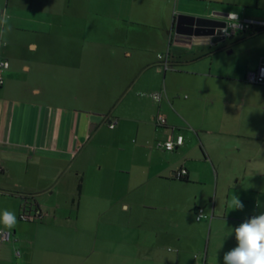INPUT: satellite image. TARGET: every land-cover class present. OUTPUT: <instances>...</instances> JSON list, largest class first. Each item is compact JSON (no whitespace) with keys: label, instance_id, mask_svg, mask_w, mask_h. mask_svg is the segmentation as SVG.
Listing matches in <instances>:
<instances>
[{"label":"crops","instance_id":"crops-1","mask_svg":"<svg viewBox=\"0 0 264 264\" xmlns=\"http://www.w3.org/2000/svg\"><path fill=\"white\" fill-rule=\"evenodd\" d=\"M36 1L38 0H4V3L5 8L10 5L17 8V4L24 2L33 10ZM102 2V10L98 13L103 12L109 20L127 19L134 24L137 20H155L153 26L157 32L149 31L142 35L150 37L151 42H160L167 51L165 56L169 57L170 62L169 70H160L161 60L158 55L156 64L160 65L156 72L166 77L167 73L174 71V65H200V68H204L203 76H199L203 77V83L194 82L186 88L187 91L198 96L201 103L205 101L207 105V101L215 98V104L221 105L220 109L237 116L233 118L236 126H186L184 120L189 114V106H196V103L187 101L186 96H178L181 89L174 90L168 83V87L159 86V92H154L161 93L162 99L158 103L152 99L160 106L157 115H152L150 122L136 119L130 122L131 126H123L127 129L134 128L138 138L142 140L134 142V146L119 143L120 147L117 148L120 155L113 159L103 156L99 160L93 142L97 126L88 131L90 120L87 121L83 116L90 113L63 101L77 103L80 98H90L89 77L82 78L85 74L76 79L78 83H89L83 84L82 89L79 86L66 94L60 90L52 91L54 96L59 95V105L41 104L38 100L44 93L31 84L32 78L30 80L31 76L39 75L40 70L37 60L27 53H37L40 47L32 42L27 45L20 41L13 44L11 40L2 44L7 28L4 26L3 36H0V60H7L10 67L4 74V85L0 87V212H14L17 225L9 233L10 241L0 244V264H86L91 261L92 264H101L96 259L111 256L126 259L129 256L126 252L116 251L121 249L119 245L127 241V232L122 227L124 223L113 221L110 213L112 215L116 208L125 213L131 210L125 201L128 183L117 177L119 173L126 176L131 172L128 168L116 167L127 158L132 166L137 160L143 162L144 144L152 152V159L157 162V167L154 173L140 170V176L147 174L148 179L156 180L169 174L172 180L183 184L178 190L188 194L189 191L193 192V185L202 183L201 178L205 172L214 174V190L193 192L191 197L200 199L202 204L205 198L209 199L211 220L213 219L209 224L210 235L218 231L220 223L235 228L246 219L264 212V87L245 82L247 72L256 71L264 55V0ZM2 4L3 1L0 12H4ZM88 10L91 12L92 7L89 6ZM229 13H235L240 21H253L256 26L250 33H237L223 42L209 45H194L192 40L176 34L175 23L180 15L228 21ZM157 20H163V23ZM143 36L140 40L150 41ZM18 39L19 36L15 38ZM127 41L128 38H124L123 42ZM124 50L125 59L134 58L133 52L126 48ZM139 58L142 65L143 56ZM199 60L201 61L198 62ZM220 115L216 117L220 118ZM253 115L258 118L250 121V126H244ZM140 116L142 117L141 112ZM159 116L166 118V126L157 124ZM224 120L220 123H224ZM113 122H117L112 130L115 131L120 122L117 119L109 120L108 125ZM132 123L135 125L132 126ZM150 127L155 131L152 139L146 130ZM179 134L184 136L181 147L168 152L158 146L159 143L175 139ZM110 159L111 163L108 164ZM105 166L115 172L114 178L107 182ZM181 170L187 171L183 179L176 176ZM93 171L100 173L96 180L91 178ZM171 193H174V189ZM233 195L241 200L243 209L232 210L229 207ZM62 200L64 204L60 202ZM171 203H174V197H171ZM70 204L76 216L75 220H65L66 224L71 222L70 239L64 250V258H59V244L62 241L59 237V218L56 217L58 213L54 212L50 219L45 218L44 213ZM112 204L117 206L112 209ZM205 207L194 205L195 218L198 209L207 212ZM36 208L41 211L43 219L34 221L35 224L20 220L24 210ZM112 227L115 228L114 232ZM206 229V226L194 227L195 235L202 236ZM0 230L9 232L3 224H0ZM112 234H115L113 240L118 245L115 251H111L110 247ZM187 238L188 235L179 236L177 242L183 244ZM143 239L141 235L136 241V264H198L200 259L203 264H223V256H220L221 262L216 263V258L208 253L198 257L195 256L197 253L186 250L183 245H180L174 255L162 253L158 242L151 249L139 252Z\"/></svg>","mask_w":264,"mask_h":264},{"label":"rangeland","instance_id":"rangeland-1","mask_svg":"<svg viewBox=\"0 0 264 264\" xmlns=\"http://www.w3.org/2000/svg\"><path fill=\"white\" fill-rule=\"evenodd\" d=\"M2 1V11H6L11 18L9 20L10 29L7 26L2 44L11 40L13 44H18V41L26 45L32 42L40 47L37 53H27L32 59L37 60L40 70V74L31 76L30 80L32 78L31 84L42 89L44 93L38 100L41 104L59 105V95L54 96L52 91L59 92L60 90L66 94L83 84L90 83V98H80L77 103H72L71 100L63 101L82 110L86 109L83 111L90 113L83 116L87 121L90 120L87 125L88 131L97 126L93 142L94 151L99 160L103 156L105 158L110 156L113 159L116 155H120L117 148L120 147L119 143L134 146V142L138 141L139 143L142 140L138 138L134 128L128 127L127 129L123 126H131L130 122L136 119L150 122L152 115H157L160 105L149 96L154 92H159L157 89L159 86L160 88L168 87V83L174 90L181 89L178 91L181 93L178 96H186L187 101L192 100L196 103V106H189L188 113L191 115L187 114L186 120H184L186 126H236L233 118H237V116L220 109L221 105L215 104V98L207 101V105L205 101L201 103L198 96L187 91L186 88L194 82L203 83V77L199 76H203L204 68H200V65L193 66L191 64L194 63H184L174 65L173 69L172 65L171 69L174 71L167 73L166 77L164 74L156 72L160 65L156 64L157 56H165L167 51L163 49L160 42H151L150 37L142 35L144 32L145 34L149 31L157 32L153 26L155 20H137L136 24L127 19L109 20L105 18L103 12L98 13L102 10L103 0H38L33 4V10L30 9L29 4L24 2L17 4V8L11 5L5 8L4 0ZM2 1L0 0V4ZM89 6L92 7L91 12L88 10ZM78 14L79 16H77ZM157 21L163 23V20ZM3 28L4 26H0L2 36ZM17 36L19 39L15 40ZM142 36L149 38L150 41L140 40ZM124 38H128L127 43L123 42ZM121 46H125L127 50L133 52L134 58L125 59V48H119ZM142 56L143 64L141 65L142 61L139 60V57ZM83 75L85 76L82 78L89 77V83L76 82V79ZM135 79L138 82L133 83L132 81ZM218 114H221L220 118L216 117ZM257 118V115H253L244 126H250V121H255ZM116 119L120 122V126L118 125L119 127L112 131L113 129L109 128L108 123L109 120ZM223 119L225 122L220 123ZM134 125L132 123V126ZM146 130L152 139L154 128L150 127ZM144 148L142 149L143 162L137 160L132 166L130 159L127 158L125 162L121 161L116 167L117 169L128 168L131 172L126 176L116 173L117 177H121L128 183L125 201L131 210L125 213L116 208L112 215L110 213L113 221L124 223L122 227L127 232V241L122 237L125 242L119 245L121 249L116 250L118 245L113 240L115 234H112L110 247L111 251L126 252L129 256L126 259L111 256L96 259V261L101 264H136L134 255L136 241L138 236L143 235L144 241L138 248L139 252H145L147 248L151 249L158 242L159 250L162 253L174 255L180 245H183L186 250L194 254L197 253L195 256L201 257L202 254L204 256L206 252L209 256L216 258V263L218 261L220 263V256L236 246V244L232 245L233 242L236 243L232 240L235 239V234L232 232L234 228L228 224L220 223L221 225L217 227L218 231H214L210 235L211 203L209 199L205 198L206 200L202 204L200 199L191 198L194 195L193 192L214 190L216 181L214 174L209 171L205 172L201 178L202 183L193 185V192L189 191L188 194H183L178 190L183 184L172 180L169 174L156 180L148 179L147 174L140 176V170H144L145 173L146 171L154 173L156 172L155 167H157V162L153 161L152 152L147 144H144ZM111 159L109 162L107 161L108 164L111 163ZM149 165L151 166L149 167ZM104 170L105 181L112 180L115 172L106 166ZM98 176L100 173L97 171L91 173L93 180H96ZM112 183L114 184V182ZM173 189L174 193H171ZM122 196L124 195L122 194ZM171 197H174V203H171ZM60 202L64 204L63 200ZM194 205L206 206L207 212H205L209 218L201 223L194 221L196 219L193 215ZM115 206L117 205L112 204V209ZM54 212L58 213L56 217L59 218V237L62 241L59 244V258H64V250L69 243L68 239H70V221L75 220L76 213L71 204L65 207L62 205L60 209H49L47 214L44 213L45 218H52ZM68 219L70 221L66 224L65 220ZM197 226H206L207 229L202 232V236L195 235L194 227ZM112 231H115L114 227H112ZM123 234L122 232V236H124ZM182 235H188V238L183 244H179L177 238ZM168 240L172 241L168 242ZM200 260L198 263L203 264ZM86 264H92V261Z\"/></svg>","mask_w":264,"mask_h":264},{"label":"clouds","instance_id":"clouds-1","mask_svg":"<svg viewBox=\"0 0 264 264\" xmlns=\"http://www.w3.org/2000/svg\"><path fill=\"white\" fill-rule=\"evenodd\" d=\"M10 19L6 11L0 12V26H8L10 29ZM227 19L233 23H225L219 29L225 35L228 34L229 27L238 26L235 13H229ZM257 206L259 207V202ZM229 207L232 210L243 209L244 205L236 195H233ZM0 224H3L10 233L17 225L16 214L8 210L0 212ZM232 232L235 234L236 246L224 253L223 264H264V212L246 219L232 229Z\"/></svg>","mask_w":264,"mask_h":264},{"label":"built area","instance_id":"built-area-1","mask_svg":"<svg viewBox=\"0 0 264 264\" xmlns=\"http://www.w3.org/2000/svg\"><path fill=\"white\" fill-rule=\"evenodd\" d=\"M227 23H233V21L228 20ZM237 27L235 28H228V34L225 35L226 39L232 38L237 33H250L254 26H256V23L253 21H240L237 19ZM0 33H2V30L0 29ZM1 35V34H0ZM158 59L161 60V68L162 71H167L170 69V62L168 56H162L159 55ZM10 64L7 60H0V87L4 85V74L9 69ZM245 82L250 85L255 86H262L264 87V55L260 60L259 67L256 71H249L245 75ZM150 97L155 102H160L162 99L161 93H152ZM117 122H113L109 124L110 129H114ZM157 124L159 126H166L167 120L164 116H159L157 118ZM0 138H1V130H0ZM184 144V137L183 135L179 134L175 139H169L165 143H159L158 146L162 147L164 150L171 152L175 150L178 147H181ZM170 146V147H169ZM187 174L186 170H181L176 174L177 178L183 179L185 175ZM209 216L203 209H198L196 212V221L201 222L203 220H207ZM43 219V215L40 210H34L31 212L23 211V213L20 215V220L23 222H34L37 220ZM10 241V234L9 232H6L4 230H0V244L6 243ZM19 256V253H18ZM200 264V263H198Z\"/></svg>","mask_w":264,"mask_h":264},{"label":"water","instance_id":"water-1","mask_svg":"<svg viewBox=\"0 0 264 264\" xmlns=\"http://www.w3.org/2000/svg\"><path fill=\"white\" fill-rule=\"evenodd\" d=\"M226 21L180 15L176 19L175 31L179 37L193 41L194 45H209L226 40L219 31Z\"/></svg>","mask_w":264,"mask_h":264},{"label":"trees","instance_id":"trees-1","mask_svg":"<svg viewBox=\"0 0 264 264\" xmlns=\"http://www.w3.org/2000/svg\"><path fill=\"white\" fill-rule=\"evenodd\" d=\"M24 200H25V199H24ZM32 210L34 211L35 209H31V210H30V209H26L25 211H27V212H31ZM36 210H38V208H36Z\"/></svg>","mask_w":264,"mask_h":264}]
</instances>
